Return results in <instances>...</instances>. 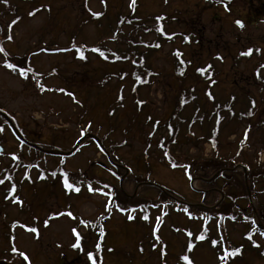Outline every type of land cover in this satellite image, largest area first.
<instances>
[{
  "label": "rangeland",
  "instance_id": "1",
  "mask_svg": "<svg viewBox=\"0 0 264 264\" xmlns=\"http://www.w3.org/2000/svg\"><path fill=\"white\" fill-rule=\"evenodd\" d=\"M49 1L50 0H43L42 3L52 4V11L49 12L46 7H43L32 17L24 18L20 23H17V25L11 29L13 38L11 41L6 42V46L17 54H23L30 49V51H32L39 48L40 40L46 42L54 40L57 42V47L67 46L71 39V32H74L77 41L87 43L86 50L89 54V58H92V63L86 65L81 58H77L73 51L69 49L62 53H48L45 51L38 53L32 52V54L29 55L31 63L35 69L43 72L45 77L43 81L48 86H61L63 83L62 80L65 77L69 80L73 76L80 79L83 77V72L90 69H98L101 74L103 71L99 65L101 60L91 51L90 44L96 43L98 39L101 38V26L103 28H109L106 22H111L112 18L118 12L126 13L130 9L129 4L131 0H108L107 5L111 8V11L109 10L107 15L101 16L99 19L90 18L92 12H99L104 9L105 0ZM86 2L90 8L89 10L85 6ZM141 2L142 6L138 7L139 14L141 16L144 14V8H146L150 14V22H146L147 24L151 23L154 19V15L165 12L170 15L166 24L167 29L176 31L175 35L169 36L166 38V41L162 42L161 47L157 51L151 53L150 61L152 66L159 71L169 72L170 69H173V64L176 59L171 51H173L175 46L182 49L186 57L192 54L195 58L205 57L208 44L204 41V46H200V43L196 41L200 35L194 34L191 36L192 41L189 43V40L184 39L185 35L180 33L182 31L190 32L194 27L192 25L193 23H196L200 28V34L203 33L205 38L210 41L211 39L208 37L212 36L215 30L221 32L225 38L229 39L230 43L236 44L235 47H233L234 52L236 49H244L242 46L243 40L251 42L256 39H261L264 41V22H248L247 26L243 28H239L233 22L236 17H242L241 14H243V9H241L240 6H234L229 12H226L220 7L215 8L214 5L217 3L216 0H211L212 4L204 0H183V2L182 0H141ZM178 9L180 13L174 14V10ZM18 13H22V10L18 9ZM174 15L177 16L175 17ZM80 22H82V24L78 27L77 25ZM141 32L143 33V39L150 40L153 38L151 32L145 30H141ZM196 32L199 33L200 31L196 30ZM253 44H257V42ZM262 47L264 49V45H262ZM3 57L4 56L0 53V107L13 114L25 129L32 133L31 136L36 135L39 139L45 140H39L42 146L69 149L74 142V138L79 135V126L75 121L79 110V106L77 105L78 102L74 100L72 95L66 96L48 89L41 91L35 80L21 77L17 72L7 68L3 63ZM252 63L253 60L249 61L247 65L241 63L240 68H244L236 73L233 70L234 74L231 75V80L236 78L239 81V87L244 88V90L253 91L259 96L260 90L258 84H256V80H254L250 74V70L252 71V69H247ZM100 64L103 66L102 62ZM219 65L221 66V64ZM231 65L232 61L224 66L225 70L229 69ZM93 66L95 67L90 68ZM245 66H247V68H245ZM51 68L55 71V68H57L58 74L50 75L51 73L47 70ZM262 73H264V69H262ZM75 74L78 75L76 76ZM246 76H249V78ZM173 78L176 79L175 76ZM168 79H170V77L167 76L166 84L163 76H155L151 88L147 90V97L151 99L154 111H162V100L165 97L163 91L170 88ZM249 80H251V83H249ZM164 84H166V89L164 88ZM78 85H80V80H77L76 85L72 87L77 97L79 96ZM99 109L102 111L100 113L103 117L102 129L105 130L106 116L104 115V107L99 106ZM91 114L95 115L96 111H92ZM102 117L99 121L102 120ZM147 129L150 131L152 126L149 124ZM253 129L256 131L255 134L259 133L255 125ZM241 130L240 128L238 129V131ZM95 132L99 133L96 129ZM54 133L59 136L57 139L58 141L52 140L51 134L53 136ZM27 135L29 136V133H27ZM258 135H260V133ZM238 136L239 132H234L226 136L224 138L225 143H227L225 148L231 146L234 148ZM0 138L3 140H0V142L5 146V149L0 152L1 171L5 169L6 165H8L9 161L12 159L10 152L17 149L19 141L8 127H5L4 134L0 132ZM113 138L116 140L122 139L119 133H115ZM128 141L129 142L123 146V149L119 151L118 154L127 164L133 167H131L132 172L123 180L125 191L130 193L134 183V174H137L138 171L146 174L148 166L143 164V151L146 143L142 141V137L129 138ZM245 144L246 146H244ZM259 144L260 142H255L253 138L244 141V150L241 155L238 154L240 162L255 160L257 151L264 150V148L258 150ZM25 149L29 150L23 147L24 152ZM197 149L196 146H189V152H196ZM211 150L210 145L202 143V153L208 156L211 154ZM25 154L27 153L25 152ZM30 154L33 156L36 155L35 152L31 153V151ZM93 159L106 162L105 155L97 150L92 141L88 140L83 143L79 150L66 156L64 167L68 166L72 170L79 168L86 169L89 162ZM149 159L153 163L152 170L147 180L175 189V194L180 195L188 202L205 201L191 191L189 186L190 182H188L187 177L180 169H173L162 163L160 151L155 150L153 147L150 150ZM60 160H62L61 156H50L45 163L48 169L51 170L55 167L56 162ZM235 170L242 171V168ZM96 172L100 175L102 174L103 176L110 177V174L105 169L102 171L96 168ZM89 173L91 174V171ZM15 174L16 177H20L23 174V170H17ZM38 174V168L31 170V176L34 179H37ZM47 174L52 176L48 171ZM42 183L44 182H37V185ZM95 189H101V187H96ZM31 190L33 189H28L30 193ZM22 192L25 193L26 202L24 199H19L18 202H12V199H9L1 204L0 228H7L15 218L19 219L16 223L19 225L14 226V242L19 247L20 251L27 254L29 262H26V264H54V259L57 258V252L58 260L62 262L64 260L72 261L73 259H77V264H88L85 254L76 256L78 252L70 249L69 246H71L73 240L71 233L73 227L80 223L79 220L81 218H94L100 213H106V202L104 201L103 191L95 190L93 194L90 195H84L83 193L79 196L70 197L68 202L71 207L70 212L73 214L72 217H69L67 214L56 217L51 221L48 228L42 231L40 238L37 240L39 242L37 243L34 241L35 239L33 238L32 232L20 226V223L24 221L29 223V221L33 220V216L30 217L31 214L28 212L29 209L24 206V203L28 204L35 202L29 194H26L25 186L22 187ZM151 194L157 197L156 193ZM65 196L66 191L62 189L61 182L56 181L53 189H50V187L45 190L37 188L35 205L38 208L47 206L52 208L53 211L65 213L67 212L65 208H68ZM1 200L0 198V201ZM250 205L255 207V211H258L253 200ZM182 207L185 209L188 208L185 205H182ZM47 213L48 211L39 210L40 215H46ZM161 213V208L152 210L148 219L150 222L148 223L141 219L143 214H139L138 212L134 215L137 216V219L139 217L138 221L134 220L131 222L130 220H125L128 215L127 212H121L113 205L111 207V212H109L110 216L108 218L106 217V226L110 234L104 239V243L100 244L101 254L104 256L103 258H105L104 264H161V261L166 263L167 261L175 262L181 255L185 254H187L195 264L218 263L219 257L218 253L215 252L216 250L214 251L212 247V237L207 236L203 240L197 242L192 241V250H187V244L190 241L185 238L187 237L188 227L190 226L193 231L197 230V234L203 233L206 227L204 226L206 224L204 220L186 216V212L184 211H179L178 217L174 212L171 213L170 217L164 214V217L161 219L159 217ZM197 215L200 216V214ZM160 219L162 220L161 222H159ZM121 222L123 223L121 224ZM209 227L212 233L215 232L214 235L218 239L223 236L225 230L229 240L237 244H246V257L249 258V264H264V250L258 246L251 247L249 244L252 243L245 240L244 233L247 231L248 226L245 225L243 220L232 221L227 218L223 224L224 230L217 221L211 222ZM84 229L85 228H83V230ZM85 233L87 243L91 248L94 246L95 238L88 241L92 234L90 228L87 229ZM157 236L159 239H155ZM254 237L256 242L260 243L261 246L264 245V243H262V241H264V236L256 233ZM140 244L145 248L142 252L139 250ZM7 246H9V243L3 240V247L7 249ZM180 253L182 254L179 255ZM178 264L184 263L179 262ZM234 264L241 263L235 262Z\"/></svg>",
  "mask_w": 264,
  "mask_h": 264
},
{
  "label": "trees",
  "instance_id": "2",
  "mask_svg": "<svg viewBox=\"0 0 264 264\" xmlns=\"http://www.w3.org/2000/svg\"><path fill=\"white\" fill-rule=\"evenodd\" d=\"M42 1L21 0L20 5H18L14 0H8L5 3L6 11L15 14L13 19L17 17L23 19L34 9L39 8L41 10L43 8L41 6L46 7L51 12L53 5L43 4ZM18 9H21L22 13H18ZM99 13H101L99 17L92 16L91 19H99L108 14L106 8ZM113 18L116 19L115 22H106L109 28L101 26V38L96 43L90 44L91 51L94 48H100L108 57L105 59L99 52L93 51L103 63V66L99 63L103 70L102 73L100 74L98 69H90L84 71L83 77L80 79L74 76L70 80L66 77L63 78L62 85L55 88L57 92L66 96L72 95L74 100L78 102L79 110L75 121L80 126L82 133L96 129L104 142L109 141L107 148L112 152L115 159L119 157L113 152L114 149L120 150L129 138L140 136L142 141L146 143L143 151V163L148 166V169L151 167L150 150L155 146V150L161 152V161L164 164L173 168L184 169L190 178L193 176L209 177L219 167L233 166L237 163L238 154L243 149L241 141L244 140V137L237 138L233 149H230L231 147L225 148L227 143H225L224 138L229 133L236 131L243 120L256 119L261 133L259 136H255L253 140L260 142L259 148L264 147V106H258L256 103L253 105L251 102L258 99L259 96L239 87L234 79L231 80V75L234 74L233 70L237 69L235 67L243 61L247 62L249 58V55H240L244 52L242 49H236L234 52L233 47L235 45L222 40L224 42L208 47L205 57L195 58L193 54L186 57L184 51L175 46L172 51L176 59L173 64L174 67L169 72H163L152 66L150 56L153 51H157L161 47L162 42L168 36L175 32L168 30L164 25L165 22L152 24L133 22L134 16L130 12L119 16L115 15ZM81 24L82 22L78 23L77 26L80 27ZM7 26L9 24L0 25L1 41L8 36L5 28ZM141 30H151L154 37L150 40L143 39ZM197 42L200 43L199 40ZM40 46L48 51L59 49L54 40L50 42L40 40ZM200 46L203 47V43ZM69 47L78 57H80L78 52L84 53L83 59L86 65L92 63V58L88 57L89 54L86 50L87 45L76 42L74 32L71 33ZM177 51L180 53L179 56L176 55ZM261 54L259 52V56H262ZM25 58L23 56L20 63H23ZM181 60L183 63H180ZM231 61L233 66L231 65L229 69L225 70L224 66ZM259 61L263 63L262 57H259ZM198 68H205V72H198ZM55 69L56 71L53 72L58 74V69ZM155 76H163L165 81L167 76L170 77L168 79L170 88L163 91L165 96L164 109L161 113L153 110V103L147 97V90L150 89ZM174 76L176 79L173 78ZM260 79L264 82V78L261 76L257 77L256 81ZM77 80H80L78 97L72 90ZM166 84H164L165 89ZM261 95L263 96L264 93ZM239 100L248 103H237ZM99 106L104 107L105 130L102 129L103 117ZM92 111H96V114H91ZM249 112L251 115H248ZM101 117L102 120L99 121ZM4 124L8 123L0 115V126L4 128ZM149 124L152 126L150 131L147 129ZM20 129L24 131L22 127ZM115 133L122 136L121 141L113 138ZM52 137L54 141L59 138L55 133ZM205 142L212 144L213 151L210 156H204L201 151L202 143ZM191 145L198 148L196 152H189ZM165 153L168 155L165 156ZM255 156V160L244 162V164L248 167L249 186L260 217L264 222V163L260 161V151H257ZM21 158L20 153L17 154L15 165ZM142 178L139 177L137 180ZM197 186L208 189L201 192L193 191L199 193L207 204L217 202L222 192L225 197L216 207H193L194 210L206 215L218 214L220 220L226 217L232 221L243 220L253 232L256 227L255 216L248 200L243 171H224L218 179L212 182L198 179ZM213 187H216L217 190L212 189ZM113 189L117 194L120 193L118 186H113ZM199 194L198 196H200ZM125 199L127 198L122 197L120 200ZM169 199L166 194L157 190V197L151 193L144 196L138 195L131 203L130 208L137 210L138 207H142L143 211H149L152 207L159 206L162 200ZM121 204L124 205V203ZM245 248L246 244L243 248L244 252L246 251ZM90 252L93 254L91 262L95 260L96 264L103 263L101 253L99 255L95 250Z\"/></svg>",
  "mask_w": 264,
  "mask_h": 264
},
{
  "label": "snow or ice",
  "instance_id": "3",
  "mask_svg": "<svg viewBox=\"0 0 264 264\" xmlns=\"http://www.w3.org/2000/svg\"><path fill=\"white\" fill-rule=\"evenodd\" d=\"M3 2H4V3H7L8 0H3ZM224 6H225V8H227V4H225ZM41 7H44V6H41ZM130 7H131V8H135V0H131ZM39 10H40L39 8L34 9L32 12L29 13V15H30V16H31V15H34V14H35L37 11H39ZM92 15H93V16H97V17H99V16L101 15V13H99V12H94V13H92ZM18 19H19V17H17V20H18ZM162 19H163L162 16H158V17H156V20H157V21L162 20ZM15 23H16V20H13V21L9 22V28L11 27L12 24H15ZM235 23H236L237 25H239L241 28L243 27V22H242L241 20L237 19V20L235 21ZM160 30L162 31V29H160ZM172 35H175V34H172ZM6 38H7L8 40H11V39H12V36L9 34ZM184 39L187 40L188 37L186 36ZM156 46L158 47L159 45H156ZM73 47H75V45H73ZM93 51L99 52L100 55L103 56L105 59L108 58L107 56L104 55V52H102V51L100 50V48H94ZM252 51H253L252 48H248L247 51L240 53V55H244V56H246V55H250V54L252 53ZM256 51L259 52L260 50H259V49H256ZM0 53H3V54L5 55V57H7V55H8V53L5 51V49H4V47L2 46V44H0ZM78 55L80 56V58H84V53H83L82 51H81V52H78ZM176 55H177V56L180 55L179 51L176 52ZM218 58L222 59V57H219V56H218ZM3 63H4V65H5L7 68L12 69V70L18 72V74H19L21 77H24V78H28L29 73H31V72L34 71L31 67H18V65H17L16 63H11V62H9L8 59H5V60L3 61ZM180 63H183V61L181 60ZM208 67L210 68L211 66L209 65ZM260 67H261V68H264V64L260 65ZM53 71H55V70H53ZM181 71H182V70H181ZM197 71L200 72V73H204V72H205V68H198ZM37 75H39V74H37ZM257 76L259 77V69H257ZM38 86H39V88H40L41 91L45 90V85H43V84H39ZM57 90H58V91H63L62 89H57ZM209 95H210V94H209ZM251 103L254 105V104H255V101H252ZM248 115H251V112H249ZM2 131H3V127L0 126V132H2ZM247 131H248V130L246 129V130H245V133H244V140L241 141V144H243L244 141L247 139ZM150 134H151V133H150ZM11 155L13 156V158H16V157H15V153H12ZM167 155H168V153H165V156H167ZM25 175H27V173H25ZM52 175L55 176L56 173L53 172ZM67 176H68V174H67V173H64V180H63L64 187H65V188H68V189H73V188L75 187V185H74L73 183H69ZM5 179H7V180L10 181V180H12V177H11V176H6ZM0 183H3V180H0ZM77 183H79V182H77ZM15 187H16V186L13 184V185H12V190H13V191L15 190ZM75 190H76V191H79V188H76ZM92 190H93V189L91 188V185H89V191H92ZM96 191H102V190H101V189H96ZM9 194H11V193H9ZM106 195H107L109 198H111L112 193H111V192H108V193H106ZM6 198H7V197H6ZM17 199H18V197H17ZM105 209H106V211L111 212V200L109 201V203H106V204H105ZM119 210H120L121 212L126 211L125 208H120ZM131 211H135V209H132ZM54 215H55V214H54ZM67 215H68L69 217H72L73 214H72V212L69 211V212H67ZM190 215H191V214H190ZM128 218H129V219H132L133 217H132V216H129ZM143 219H144V220H147V219H148V216L145 214V215L143 216ZM233 219H234V217H233ZM45 223H47V221H46ZM13 226H15V225H13ZM30 231H32L33 233H35V232H37V229L33 227V228L30 229ZM72 231L75 233V235H76V237H77V244H75V245H73V246H74V247H77V246H79V238H80V234H79L78 232H76V229H73ZM100 233H101V235L104 234V229H103V228L100 229ZM259 234H260L261 236H264V231H261ZM188 235H189V236H192V233H191V232H188ZM247 235H248V238L251 240V239H252L251 234L249 233V234H247ZM156 239H159V237L157 236ZM196 239H198V240H203V239H204V236H203V235H199V236L196 237ZM221 240H223V237H221ZM211 243H212L213 245H215V244L217 243V241H216V240H212ZM252 244H253L254 246H258V245H257V242H256L255 240H252ZM96 247H99V245H96ZM192 248H193V244H192L191 241H189L188 244H187V250H188V251H191ZM12 251L15 252L16 249L13 247V248H12ZM141 251H142V249H141ZM240 251H241V248H240V247H235V248H233L231 251H230L229 248H227V247L223 248V250H222V255H220V257H219V262H220V264H226V262H227L229 256H235V255H237L238 253H240ZM20 255H21V257L23 258V260H27V256H25L23 253H21ZM87 255H88L89 259H91L93 254H92L91 252H89ZM180 259L183 260V261H186L187 264H193V261L189 258V256H188L187 254L182 255V256L180 257ZM92 264H96V261L93 260V261H92Z\"/></svg>",
  "mask_w": 264,
  "mask_h": 264
},
{
  "label": "flooded vegetation",
  "instance_id": "4",
  "mask_svg": "<svg viewBox=\"0 0 264 264\" xmlns=\"http://www.w3.org/2000/svg\"><path fill=\"white\" fill-rule=\"evenodd\" d=\"M234 5L240 6L243 9L242 17L240 16L242 22H264V0H238L234 2ZM261 102L264 103V100ZM76 261L77 259H73L72 261L64 260L63 262H59L58 260L57 264H77L78 261Z\"/></svg>",
  "mask_w": 264,
  "mask_h": 264
},
{
  "label": "water",
  "instance_id": "5",
  "mask_svg": "<svg viewBox=\"0 0 264 264\" xmlns=\"http://www.w3.org/2000/svg\"><path fill=\"white\" fill-rule=\"evenodd\" d=\"M0 113H2V114H4L3 112H1L0 111ZM4 116L9 120V122L11 123V126L13 127V129H14V131L16 132V134L20 137V138H23L22 137V135H21V133L19 132V130L17 129V127L13 124V122L11 121V119L6 115V114H4ZM93 136V135H92ZM96 137V136H95ZM97 138V137H96ZM98 139V141L100 142V140H99V138H97ZM35 145V144H34ZM35 146H37V145H35ZM38 147V146H37ZM0 148H1V146H0ZM42 150H44V151H48V152H53V153H59V152H61V151H57V150H49V149H44V148H42ZM72 151V150H71ZM71 151H68V152H61V153H70ZM234 168H236V167H234ZM223 170V168H221V169H219L211 178H210V180L211 179H214V178H216L219 174H220V172ZM245 179H246V181H247V178H246V175H245ZM248 192H249V198L251 199V193H250V189L248 188ZM222 200V199H221ZM221 200H219L218 202H217V204L218 203H220L221 202ZM252 200V199H251ZM216 204V205H217ZM253 208H254V211H255V207L253 206ZM256 212V211H255ZM258 216V215H257ZM258 226L260 227V228H264V226L261 224V223H259L258 224ZM0 264H9V263H7V262H5V261H0Z\"/></svg>",
  "mask_w": 264,
  "mask_h": 264
}]
</instances>
